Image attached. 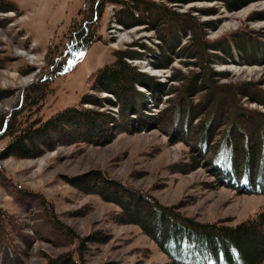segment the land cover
I'll use <instances>...</instances> for the list:
<instances>
[{"label":"rangeland","instance_id":"374dc122","mask_svg":"<svg viewBox=\"0 0 264 264\" xmlns=\"http://www.w3.org/2000/svg\"><path fill=\"white\" fill-rule=\"evenodd\" d=\"M9 1L13 10L0 6V128L20 107V96L40 82L47 91L30 113L22 114L21 124L78 106L88 93L116 101L90 77L112 63L116 51L135 56L126 61L150 83L135 85L144 96L138 113L83 104L107 120L106 132L94 137L81 129L61 128L62 133L71 132L69 138L64 133L60 142L46 148L38 144L26 156L2 155L8 139L0 140V207L21 232V237L13 234L16 249L9 264H45L49 257L73 250L65 236L53 240L62 232L58 234L43 209L48 204L62 227L79 237L96 236L95 242L86 243L85 264H174L141 226L115 222L120 207L105 199H111L107 192L112 189L104 190L98 177L142 190L199 222L234 225L256 216L264 195L220 186L206 164L193 160L192 140L179 132V125L173 126L176 130L165 127V121L189 86L186 96L194 93L196 103L209 104L202 80L208 75L211 86L233 95L231 109L246 108L264 118V0H142L138 7L130 6V16H122L120 8L132 1L104 0L94 41L58 74L46 60L47 49L64 46L84 0ZM196 37L205 41V49L195 45ZM213 117L216 139L221 127L215 124L216 113ZM194 119L193 125L201 123V118ZM193 128L192 135L200 129ZM85 173L104 197L87 193L86 183L73 186L66 181Z\"/></svg>","mask_w":264,"mask_h":264},{"label":"trees","instance_id":"16d2710c","mask_svg":"<svg viewBox=\"0 0 264 264\" xmlns=\"http://www.w3.org/2000/svg\"><path fill=\"white\" fill-rule=\"evenodd\" d=\"M130 1L133 2L132 5L124 3V6H121L122 16L132 15L130 6L138 7L137 5L143 2L142 0ZM229 1L234 3L237 0H228L227 3ZM104 2V0H84L80 19L71 27L64 46L60 49H47L46 60L51 61L53 73H60L94 41L97 19L101 15L100 9ZM0 6L6 10L14 9V4L9 0H0ZM205 44V41H201L199 37L195 38V45L203 47ZM114 56L112 63L98 68L90 77L93 85L114 95L116 101L113 102L109 98H93L88 93L81 97L78 106L66 107L46 120H28L21 124L19 121L22 114L30 113L47 91L44 83L33 84L24 96H20L21 108L17 107L7 120L3 119L0 128L2 131L0 134L3 136L1 135L0 140L7 138L8 143L2 149V155L26 156L38 144L46 148L60 142L63 137L69 138L71 132L66 133L67 130H64L63 132L67 135L63 136L64 133L60 132L61 128L81 129L88 133L89 137H94L95 132L105 131L107 120L103 117V113L84 107L83 104L94 103L100 107L116 106L121 113L124 108L128 111L137 110L138 113L139 106L143 105L144 96L143 93L135 90V85L144 84L148 87L150 83L145 74L137 71L126 61V59L135 58L128 50L116 51ZM204 73L202 71V76ZM202 80L209 89L210 95H205V98L208 97L206 103L209 104L204 106L199 102L196 103L197 101L195 102L192 98L194 93L189 95L191 97L186 96L191 89L190 86L187 87L185 96L180 95L182 101L179 103L178 100L173 104V113L165 121L167 123L165 127L170 126L173 129V126L179 125V132L192 140L189 141L193 145L189 146L193 148L194 144L196 145L193 160L206 164L220 186L235 189L238 193L264 195L263 115L252 113L246 108L240 109L242 110L240 112L238 106L231 109V106L234 107L233 95L230 96L229 91L224 89L218 91L219 86L215 87L217 90L211 86L213 82L210 75L204 76ZM184 86L182 85V88ZM260 104L264 107V103ZM215 113L218 116L216 119L218 123L215 124L219 125L218 128L221 127V130L217 129L219 131H217L216 139L215 135H212ZM194 117L201 118V123L193 125ZM195 126L200 129L192 135L191 132ZM196 134L198 139H195ZM88 178V174L85 173L67 178L66 181L73 186L80 182L86 183L90 188L86 191L87 193L94 191L101 196L105 193L101 192L102 190H96L98 188L95 187H100L99 184H101L104 190L111 188L112 192H107L111 199L106 197L105 199L120 207V213L114 218L115 222L141 226L174 264H264V205L254 218L234 225L199 222L179 213L176 207L161 205L142 190L104 177H98L99 184L93 182L90 185ZM43 209L47 215L49 214L52 224L58 228H56L58 234L62 232L61 237L54 236L53 240L59 241L62 240V236H65L73 243L72 251L49 257L45 264H85L86 243L95 242L96 236L90 235L83 238L75 235L67 226L62 227L53 215L49 204ZM18 227L16 221L0 207V264H9L8 258L15 253L16 245L12 243V237L13 234L15 237H21Z\"/></svg>","mask_w":264,"mask_h":264}]
</instances>
